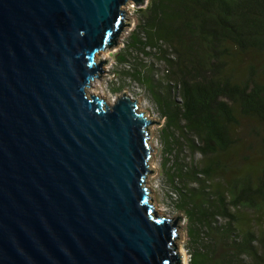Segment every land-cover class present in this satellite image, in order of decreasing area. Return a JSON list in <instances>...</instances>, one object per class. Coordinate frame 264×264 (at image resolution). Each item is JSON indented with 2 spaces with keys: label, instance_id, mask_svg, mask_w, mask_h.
<instances>
[{
  "label": "water",
  "instance_id": "1",
  "mask_svg": "<svg viewBox=\"0 0 264 264\" xmlns=\"http://www.w3.org/2000/svg\"><path fill=\"white\" fill-rule=\"evenodd\" d=\"M130 1L0 0V264H183L149 184L164 121L87 92Z\"/></svg>",
  "mask_w": 264,
  "mask_h": 264
},
{
  "label": "trees",
  "instance_id": "2",
  "mask_svg": "<svg viewBox=\"0 0 264 264\" xmlns=\"http://www.w3.org/2000/svg\"><path fill=\"white\" fill-rule=\"evenodd\" d=\"M117 60L164 121L189 264H264V0H150Z\"/></svg>",
  "mask_w": 264,
  "mask_h": 264
},
{
  "label": "rangeland",
  "instance_id": "3",
  "mask_svg": "<svg viewBox=\"0 0 264 264\" xmlns=\"http://www.w3.org/2000/svg\"><path fill=\"white\" fill-rule=\"evenodd\" d=\"M150 0H147L145 4L141 7H137L136 4L133 1H130L126 5L127 15L132 18V28L128 31H125L121 34L118 41L119 44L116 48L112 49L108 55L111 58V62L109 65L104 66L103 70L109 73H113L114 76L112 77L110 74L104 73L103 79L100 81L99 79H96L93 82L92 87L89 88L90 92L88 94L90 95H98L101 97H105L108 102L115 103L118 100V97H120L122 94L127 93L128 96H131L133 99L138 100L139 99V106L142 111L148 112L149 116L153 119H155L157 122L163 121V119L160 117V114L158 112V107L152 100L149 93L144 89V87L132 80L131 78L125 77L123 78L121 74V70L123 69L117 60V55L125 46L126 40L128 39L130 33L135 29L137 24V19L139 17V9L142 7H146L148 5ZM107 54L106 52H101L99 55H97V63L100 62V59L102 61L106 60ZM100 74V73H99ZM120 87H123L121 90H119ZM118 96V97H117ZM163 124L158 127L154 126V137L152 140L153 148L157 151V154L154 155V158L152 159V165L153 169L156 170L157 174L155 176H152L150 178V187H152L153 192L155 193L154 199L155 201L153 204L157 208V212L160 216L164 217H170V218H176L178 215H181L184 217V224L182 228H179V233H184V241L180 242L177 241V245L180 246V253L184 251L187 257V264L190 262V253H189V246H188V236L186 233V217L183 212L177 210L174 206L170 204L168 201L169 199H164V191L168 187L164 183V175L161 168V163L163 160V152H162V138H161V127ZM152 204V203H151Z\"/></svg>",
  "mask_w": 264,
  "mask_h": 264
},
{
  "label": "built area",
  "instance_id": "4",
  "mask_svg": "<svg viewBox=\"0 0 264 264\" xmlns=\"http://www.w3.org/2000/svg\"><path fill=\"white\" fill-rule=\"evenodd\" d=\"M101 97V96H100ZM131 97V96H130ZM136 100V99H135ZM137 101V100H136ZM111 103V102H110ZM116 103V102H115ZM112 104H114V103H112ZM151 189H152V187H151ZM152 191H153V189H152ZM164 199L165 200H167V199H169L168 201H170V199L171 198H173V199H177V194L176 193H174V192H172V191H170V192H166V190L164 191ZM154 205V204H153ZM154 207H155V205H154ZM155 209L157 210V208L155 207Z\"/></svg>",
  "mask_w": 264,
  "mask_h": 264
},
{
  "label": "bare ground",
  "instance_id": "5",
  "mask_svg": "<svg viewBox=\"0 0 264 264\" xmlns=\"http://www.w3.org/2000/svg\"><path fill=\"white\" fill-rule=\"evenodd\" d=\"M87 92H90V90H87ZM181 254L183 255V264H187V257H186V254L184 253V251H182Z\"/></svg>",
  "mask_w": 264,
  "mask_h": 264
}]
</instances>
